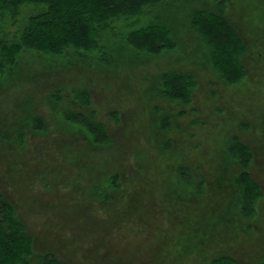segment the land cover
I'll list each match as a JSON object with an SVG mask.
<instances>
[{
  "label": "rangeland",
  "instance_id": "1",
  "mask_svg": "<svg viewBox=\"0 0 264 264\" xmlns=\"http://www.w3.org/2000/svg\"><path fill=\"white\" fill-rule=\"evenodd\" d=\"M214 2L178 0L135 17L132 25L140 27L161 8L176 45L159 55L134 51L133 62L126 55L117 66L92 61L80 72L66 70L65 57L21 52V71L35 81L10 83L0 94V191L36 253L52 252L64 264H208L218 254L240 264L264 259V0H225L245 43L241 79L237 46L220 45L216 58L211 43L202 47L189 28L191 6ZM32 11L24 6L15 23L1 26L14 33ZM128 19L113 23L120 30L114 37L103 34L107 43H124ZM170 70L192 76L177 78L188 81V102L156 91L157 75ZM76 89L90 96L104 140L62 120V110L80 109L65 96ZM52 92L56 106L47 102ZM29 118L33 129L24 127ZM236 144L248 152V164ZM243 172L259 189L248 216L237 196Z\"/></svg>",
  "mask_w": 264,
  "mask_h": 264
},
{
  "label": "trees",
  "instance_id": "2",
  "mask_svg": "<svg viewBox=\"0 0 264 264\" xmlns=\"http://www.w3.org/2000/svg\"><path fill=\"white\" fill-rule=\"evenodd\" d=\"M178 0H0V73L6 71L18 58L23 50H28L43 55L65 54L71 49L85 53L95 54L101 51L99 45L106 46L104 33L115 34L119 29L113 31V23L121 22L129 18V28L122 29V37L125 45L136 52L146 54H161L162 51L172 50L176 41L173 37L171 27L163 24L159 15L150 18L149 22L142 26H134L135 17L140 14H149L148 8L165 7ZM214 4L208 7L191 6L189 12V28L198 37L202 47L207 43L214 48V56L219 55L220 45L229 44L234 48L235 63L245 74V65L242 55L246 51L245 43L239 32L228 17V5L225 0L219 6L221 0H214ZM218 5L217 9H214ZM24 6L33 11L26 14L21 21L18 31L10 33L1 25L7 20L15 23ZM152 15V14H151ZM157 20L158 22L154 21ZM132 22L133 25H132ZM4 23V24H2ZM55 31V32H51ZM112 37H114L112 35ZM209 37V38H208ZM103 42V44H102ZM124 43L122 45H124ZM110 45H115L110 44ZM210 63V61H209ZM217 75L224 81L227 77L221 71L212 66ZM164 74V75H163ZM187 73L176 71L158 74L156 91L165 97L188 102L190 93L187 91L184 81L182 85L178 77L192 79ZM239 74V71L237 72ZM239 79V80H240ZM193 80V79H192ZM238 80L228 83H234ZM175 91L180 97H173ZM185 95L188 97H185ZM69 118L74 121L78 118L89 133L94 142H100L106 138V131L101 124H96L92 117L87 119L81 115L71 114ZM238 154L242 155L246 164L250 161L246 150L237 146ZM239 210L245 211L248 216L252 212V202L259 197V189L252 182L248 173L243 172L239 180ZM33 237L24 229V225L18 218L13 205L0 191V264H13L16 259H23V264H28L33 254ZM210 262V263H209ZM208 264H240L228 255H214ZM35 264H64L54 253L43 252L38 255ZM258 264H264V259Z\"/></svg>",
  "mask_w": 264,
  "mask_h": 264
},
{
  "label": "flooded vegetation",
  "instance_id": "3",
  "mask_svg": "<svg viewBox=\"0 0 264 264\" xmlns=\"http://www.w3.org/2000/svg\"><path fill=\"white\" fill-rule=\"evenodd\" d=\"M110 44H107L106 46L99 45V49L101 51H99L98 53H95L97 55L90 54V56H88V54L85 52L78 51V50L72 51L71 49H69V50L65 51L66 52L65 54L51 55V56H53V57H65L66 58L65 61L61 63L62 66L65 67L66 70H70V69L75 70V69L79 68L78 71H80V72L84 71L87 66H89V68H91L90 64H92V61L96 62L101 67H106L108 65L117 66L118 64L122 63L125 60L124 55H126V57L129 58L128 61L133 62V60L130 59L132 56H134V55H132V53H134V50L132 48H130L129 46H128V48H125V45H120V44H115V45H110ZM118 47H121V49H118ZM29 52H31V51H29ZM20 54H19V56H20ZM38 54H40V53H38ZM103 56H104V58H103ZM123 64H127V62L125 61V63H123ZM21 68L22 67H21V64L19 62V59H16L10 67H6L5 72L0 73V82H3L1 84H4L1 87L0 94L4 90L5 86L8 87V85L10 83L12 84V86H15L18 84L19 81H22L23 83L25 82L24 83L25 85L26 84H32V81H35V75H33V77H31V79H27V74L25 75L24 73H22ZM50 68H52V67H50ZM170 71H174V70H170ZM164 72H168V71H164ZM178 72L181 73V71H178ZM157 82H158V75H157L155 83H154L155 87H157ZM54 91H57L61 95V91L59 90V88H55ZM57 96L58 95H54V93L52 92V94L48 95L47 102L49 104H53L56 106L57 105L56 101H58V102L60 101V99ZM65 96L69 97L70 102L73 103L74 105L79 106L80 109H78V110L77 109H67V110L64 109V110H62V115H61V116H63L62 120L64 122L69 123V124H73V122H74L77 125H79L80 127L84 128L85 124H81L79 122L78 118H75V120L72 121L69 118V116L71 114H75V115L79 114L85 119H87L88 117H92L94 115V113H93V110H91L90 96L88 95V93L86 92L85 89H76L69 94H65ZM70 107H72V106H70ZM186 109H188V108H185V110ZM35 117H36V115H35ZM23 122H24V127L28 126L29 129H33L35 126V119H33V118H29V121L23 120ZM42 122H43V120H42ZM43 125H44V122H43ZM102 125H104V124L102 123ZM37 128L40 129V127H37ZM23 225H24V229L27 230V227L25 226V224H23ZM33 245H34V238H33L32 247H33ZM33 249H34V247H33ZM40 253H43V252L36 253L33 250V254L30 257L28 264H35L36 261L38 260V255ZM33 256H34V258H33Z\"/></svg>",
  "mask_w": 264,
  "mask_h": 264
}]
</instances>
